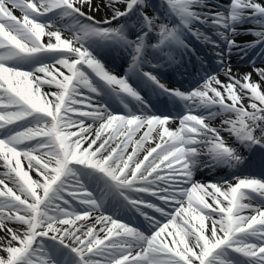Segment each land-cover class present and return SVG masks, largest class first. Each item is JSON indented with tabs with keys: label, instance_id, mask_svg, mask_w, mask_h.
<instances>
[{
	"label": "snow or ice",
	"instance_id": "snow-or-ice-1",
	"mask_svg": "<svg viewBox=\"0 0 264 264\" xmlns=\"http://www.w3.org/2000/svg\"><path fill=\"white\" fill-rule=\"evenodd\" d=\"M197 7L208 5L161 0V16L146 0H0V264H264V178L195 179L247 163L241 148L264 152V67L234 73L229 61L225 79L205 74L188 91L156 67L165 49L169 64L195 53L187 34L219 49V65L234 48H264V0ZM242 34L255 37L243 48ZM104 48L126 56L123 75ZM153 97L185 111L157 114Z\"/></svg>",
	"mask_w": 264,
	"mask_h": 264
},
{
	"label": "bare ground",
	"instance_id": "bare-ground-1",
	"mask_svg": "<svg viewBox=\"0 0 264 264\" xmlns=\"http://www.w3.org/2000/svg\"><path fill=\"white\" fill-rule=\"evenodd\" d=\"M93 2L95 3V2H97V0H93ZM147 9H149V8H147ZM106 12H107V10H105V11H103V12H101V13H99L98 14V16H97V18L99 19L100 17H102V16H104L105 14H106ZM17 15H19V13L17 12ZM246 26H248V25H246ZM245 35H247V34H242V35H239V36H245ZM252 38H255L253 35H252ZM214 40H218V38H213ZM236 41H237V43L238 44H240L239 43V40H240V37H235L234 38ZM206 44V43H205ZM209 48H211L214 52L215 51H218L219 49H213L212 48V46L210 45V44H206ZM241 45V44H240ZM240 51H242L241 49H236V48H234L233 50H232V55L233 54H235V53H239ZM231 55V57H229V56H227V61H226V63H225V65L223 66V67H226L227 65H228V63H229V61L231 62V67H232V69H233V72L235 73V72H237V71H240V72H247V71H251L252 70V67H253V65H248V64H238V63H235V61H234V56H232ZM103 61V60H102ZM110 70H112L113 71V68H111V66L109 67L108 65H106ZM255 67H264V64H255ZM114 72V71H113ZM115 73V72H114ZM217 74H219L220 75V78L223 80V79H225V77H224V75H223V72H222V69H220L219 70V72L217 73ZM253 79L254 80H256V79H258V77L255 75V73H253ZM244 103H245V105H247V103H248V101L247 100H245L244 101ZM250 110V109H249ZM213 123L215 124V125H219V123H220V118H216L214 121H213ZM175 127H179V121L178 120H176L175 121V123L173 124V128H175ZM223 135H224V137H226L227 139H229L230 137L228 136V133L227 132H224L223 133ZM154 146V145H153ZM203 167V166H202ZM201 167V168H202ZM200 168V169H201ZM199 170V169H198ZM0 171H3V169L2 168H0ZM32 175H33V177L35 178V173H32ZM199 183H205V184H207L208 182H206V181H200ZM200 194V192H197V193H195V195H199ZM210 202L209 203H211V200H210V198H208V197H206ZM148 200H150V202H152V203H155V201L154 200H152V199H150V197L148 198ZM178 206V205H177ZM185 207H187V202H185ZM144 211H146L147 213H148V215H149V211L150 210H145V209H143ZM123 220V219H122ZM124 222H130L133 226H136L135 224H133L132 223V221H128V220H123ZM167 221H165V222H163L162 224H164V223H166ZM0 235H2V233H0Z\"/></svg>",
	"mask_w": 264,
	"mask_h": 264
},
{
	"label": "rangeland",
	"instance_id": "rangeland-1",
	"mask_svg": "<svg viewBox=\"0 0 264 264\" xmlns=\"http://www.w3.org/2000/svg\"><path fill=\"white\" fill-rule=\"evenodd\" d=\"M174 207V206H173Z\"/></svg>",
	"mask_w": 264,
	"mask_h": 264
}]
</instances>
